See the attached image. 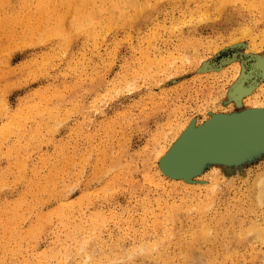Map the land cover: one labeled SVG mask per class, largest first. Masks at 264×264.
I'll use <instances>...</instances> for the list:
<instances>
[{
	"label": "rangeland",
	"instance_id": "obj_1",
	"mask_svg": "<svg viewBox=\"0 0 264 264\" xmlns=\"http://www.w3.org/2000/svg\"><path fill=\"white\" fill-rule=\"evenodd\" d=\"M126 1L0 0V264H264V144L166 165L190 130L262 109L264 0Z\"/></svg>",
	"mask_w": 264,
	"mask_h": 264
},
{
	"label": "bare ground",
	"instance_id": "obj_2",
	"mask_svg": "<svg viewBox=\"0 0 264 264\" xmlns=\"http://www.w3.org/2000/svg\"><path fill=\"white\" fill-rule=\"evenodd\" d=\"M6 1H10V0H6ZM75 1V0H74ZM134 1V0H133ZM219 1V0H218ZM221 2H222V4H224L223 2H225L224 0H220ZM240 1V0H239ZM4 2V1H3ZM126 2H128V3H131V2H129V0L128 1H126ZM135 2V1H134ZM136 2H139V1H136ZM226 2H227V0H226ZM5 3V2H4ZM117 3H119V2H117ZM219 3V2H218ZM6 4H8V3H6ZM22 4V3H21ZM24 4V3H23ZM31 4V3H30ZM109 4V3H108ZM139 4H140V2H139ZM263 4V6H264V3H262ZM2 5H3V3H2ZM133 5H135V3L133 4ZM1 6V5H0ZM4 6V5H3ZM24 6V5H23ZM110 6V5H109ZM222 6V5H221ZM260 6V5H259ZM5 7V6H4ZM22 7V6H21ZM27 7H28V5H27ZM107 7V6H106ZM115 7V6H114ZM138 7H139V5H138ZM138 7H137V3H136V12H139V9H138ZM220 7V6H219ZM219 7H217V8H219ZM262 7V6H261ZM7 8V7H6ZM5 8V9H6ZM71 8V7H70ZM118 8V7H117ZM20 9V8H19ZM92 9V8H91ZM108 9H110V8H108ZM7 10V9H6ZM11 10V9H10ZM9 10V11H10ZM42 10V9H41ZM107 10V9H106ZM113 9H112V7H111V9H110V11H112ZM118 10V9H117ZM121 10V9H120ZM4 11V10H3ZM8 11V12H9ZM13 11V10H12ZM16 11V10H15ZM15 11H13L14 13H15ZM7 12V11H6ZM92 12H93V10H92ZM95 12V11H94ZM108 12H109V10H108ZM115 12V11H114ZM121 12V11H120ZM135 12V16H137L138 14ZM11 13V12H10ZM17 13V12H16ZM15 13V14H16ZM20 13H21V11H20ZM19 13V14H20ZM43 14V13H42ZM96 14V13H95ZM123 14H125L124 12H123ZM111 16H112V14H110ZM114 15V14H113ZM87 16V15H86ZM116 16V15H115ZM114 16V17H115ZM117 16H119V15H117ZM122 16H125L126 17V15H122ZM94 17V16H93ZM111 19H112V17H110ZM124 18V17H123ZM26 19V18H25ZM116 19V18H115ZM113 20V19H112ZM118 20V19H117ZM116 20V21H117ZM125 20H126V18H125ZM111 22V21H110ZM13 33H15L14 31H13ZM7 35H9V34H7ZM14 35V34H13ZM259 100V99H258ZM259 102V101H258ZM250 108H264V102H259V103H253V105H251V106H249ZM248 108V107H247ZM218 113V112H217ZM208 114V113H207ZM213 114H216V112H211L210 113V115L209 116H211V115H213ZM208 116V117H209ZM244 116H245V113H244ZM207 117V118H208ZM261 117L264 119V113L261 115ZM207 118H203L204 120L205 119H207ZM241 117H239L238 118V123L237 124H234V123H225V121L224 120H219L218 122H214V123H211V128L210 129H212V131L210 132V133H208L207 134V136H206V134L205 133H203V131L202 132H199V130H198V137L197 138H194L193 139V136L195 135V134H193V132H191V136L190 137H188L172 154H170L171 156V158L178 164V165H187L186 167H185V169L184 170H186L187 172H189L190 170L191 171H196L197 169H198V167H197V164H198V161H196L197 159H199L200 157H202V155L204 154V153H206V151H209L208 149H209V147H211V146H220V145H223L224 143H225V140L226 139H224L227 135H229V134H233V132L234 131H236V130H241L242 128H243V126H244V122H242V123H240L241 122V119H240ZM202 119V120H203ZM202 120L199 122V123H201L202 122ZM208 121V120H207ZM247 123L249 122V121H246ZM199 123H196V124H199ZM248 124H250V126H249V133H251V132H253V134H248V135H245L244 137H242V138H236L235 139V141H233L231 144V146L229 147V149L230 150H227V151H225L224 149H223V151H221L220 150V153L218 152V153H214V156H213V160H211V163H214V164H217V165H224V164H226L227 162H224V160H220V158H223L224 156H228V157H230V159L231 158H235V159H238V158H243V156H242V152H241V148H243V147H246L247 148V152L248 151H252V150H256V149H259L258 147H254V146H256V145H263L264 144V120L263 121H258V122H255V123H248ZM185 127H186V125H183V126H181V127H179L175 132H174V134H173V136H172V138H171V140H170V142L168 143V145H166V146H164L162 149H160L158 152L156 151V157H158V159H161L163 156H165V155H167V153H169L170 152V149H171V147L173 146V144L176 142V140L178 139V137L183 133V131L185 130ZM215 127V128H214ZM237 133V132H236ZM172 134V133H171ZM251 145H254V146H251ZM181 149L183 150V152H181ZM155 150H157V149H155ZM235 159H231V160H235ZM219 161H222V163H219ZM193 162V163H192ZM190 163H192L191 165H190ZM189 165V166H188ZM201 165V164H200ZM200 167V166H199ZM263 168V167H262ZM261 168V170L259 171V169L257 170V172H256V174L257 175H255V177H254V179H252V184H253V186H251V187H253V188H251V189H253L252 190V192H251V200H252V202L254 203V205L255 206H264V168L262 169ZM175 178V177H174ZM173 181H176L175 179H173ZM30 190V189H29ZM26 191V190H25ZM32 191V190H31ZM28 192H30V191H28ZM32 193V192H31ZM27 194V193H26ZM36 195H38L37 193H36ZM35 195V196H36ZM29 196V195H28ZM21 197V196H20ZM19 197V198H20ZM23 197H24V194H23ZM25 197H26V195H25ZM38 197V196H37ZM26 198H29V197H26ZM36 198V197H35ZM34 198V199H35ZM41 197H40V195H39V198H37V199H40ZM30 199V198H29ZM29 199H27V200H29ZM33 199V200H34ZM26 200V199H25ZM24 202V201H23ZM30 202L31 201H29V204H30ZM38 202V201H37ZM41 202V201H40ZM39 202V203H40ZM18 203H16V205H17ZM26 204V203H25ZM24 204V205H25ZM38 204V203H37ZM203 204V203H202ZM202 204H201V206H202ZM27 205V204H26ZM32 205V204H31ZM200 205V204H199ZM201 206L199 207V208H201ZM35 207V206H34ZM205 207H206V205H205ZM205 207L203 206L202 208H203V210L205 209ZM8 208H9V206H8ZM28 208V207H27ZM260 208V207H259ZM22 209V208H21ZM24 209H26V208H24ZM30 209V208H29ZM28 209V210H29ZM14 210V209H13ZM28 210H25V212L26 211H28ZM199 210V209H198ZM6 211V210H5ZM13 212V211H12ZM23 212V211H22ZM199 212V211H198ZM7 213V212H6ZM27 213V212H26ZM15 214V213H14ZM22 213H20L19 215H21ZM25 214V213H24ZM9 215H11V214H9ZM1 216V215H0ZM7 216H8V214H7ZM16 217V216H15ZM17 218V217H16ZM20 219V218H19ZM18 219V220H19ZM2 220V219H1ZM18 220H17V222H18ZM10 221V220H9ZM11 221H12V219H11ZM10 221V222H11ZM15 221H16V219H15ZM3 222V221H2ZM218 222V221H217ZM252 222V221H251ZM1 223V222H0ZM8 223V222H7ZM215 223H216V221H215ZM250 223V222H249ZM247 224L246 225V227L248 226V230H249V225L251 224ZM4 224V223H3ZM17 224V223H16ZM205 224H206V222H205ZM205 224H204V228H205V231H204V228H201L200 226V231H201V233H198L197 235H196V233H194V234H192L191 236H193V239H191L189 242H185V244H184V251H183V253L184 254H186L185 256H186V258L185 259H187V261H189L190 262V260L192 261V259L194 258L193 256H194V251L195 252H197L196 250H194L195 249V246H197V241L200 239V238H202V237H204L207 233H205V232H209L210 231V229L212 228L211 227V225H210V227L211 228H208L209 230H207L206 228L207 227H205ZM207 224V225H208ZM214 224V223H213ZM252 227L250 228L251 230L250 231H248L250 234H252L253 235V238L254 239H256V237H257V239H259V238H264V226H261L260 227V225L258 226V225H256V223H254V222H252ZM250 225V226H251ZM263 225V224H262ZM10 226H12V225H10ZM13 226H15V224H14V222H13ZM245 226V225H244ZM172 227V226H171ZM170 227V228H171ZM244 228V227H241L242 229L244 228L246 231H247V228ZM11 228V227H10ZM169 228V227H168ZM169 228V229H170ZM169 229H168V231H169ZM172 229V228H171ZM170 229V230H171ZM193 228H190V231H189V233L191 232V230H192ZM242 229H239L238 231L239 232H242ZM243 229V230H244ZM165 230V229H164ZM197 230V229H196ZM243 231L244 233L246 232V231ZM7 231V230H6ZM11 231H12V229H11ZM15 231H16V228H15ZM193 231H195V230H193ZM4 232V231H3ZM8 232V231H7ZM6 232V233H7ZM242 232V234L240 235V236H238V238H240V239H243V238H245V239H243L244 240V242L242 241V240H240V241H242L243 242V244H246V242H245V240H247L246 238H248V236L250 235H244V233ZM13 233H14V235L15 234H18L17 233V231H16V233L13 231ZM21 234V233H20ZM170 234H171V231H170ZM209 235H210V232L208 233ZM246 234H247V232H246ZM10 235V234H9ZM14 235H10L11 237H13ZM76 235H78V234H76ZM208 235V236H209ZM252 235H250V236H252ZM17 236V235H16ZM207 236V235H206ZM205 236V237H206ZM212 236V235H211ZM79 237V236H78ZM204 237V238H205ZM192 238V237H191ZM204 238L202 239L203 240V242H204ZM212 238V237H211ZM250 238V240H251V238L252 237H249ZM252 238V239H253ZM77 239H80V237L79 238H77ZM76 239V240H77ZM83 239V238H82ZM205 239H207V237L205 238ZM208 239H210V238H208ZM8 240V239H7ZM6 240V241H7ZM86 240H88V238H86L85 240L83 239V241L85 242ZM158 240L159 239H156V240H154V241H152L151 242V245H156L157 243H158ZM211 240V239H210ZM3 241V240H2ZM82 241V240H81ZM82 241V242H83ZM89 241V240H88ZM200 241H201V239H200ZM235 241V240H234ZM234 241H231V242H233L234 243ZM4 242V241H3ZM78 242H80L79 240H78ZM199 242V241H198ZM203 242H201V244L203 243ZM205 242H206V240H205ZM230 242V243H231ZM248 242V241H247ZM87 243V242H86ZM90 243V242H89ZM195 243H196V245H195ZM235 243H236V241H235ZM241 243V242H240ZM5 243H3V245H4ZM81 243H79V245H80ZM83 244V243H82ZM199 244H200V242H199ZM198 244V245H199ZM201 244H200V246H201ZM88 245V244H87ZM84 246H85V244H84ZM199 246V247H200ZM80 247H82V246H80ZM147 249H148V246L146 247ZM146 248H144V250L146 249ZM198 248V247H197ZM196 248V249H197ZM201 248V247H200ZM147 249H146V251H147ZM199 249V248H198ZM144 250H142L143 252H144ZM199 250H201V249H199ZM198 250V251H199ZM149 251V250H148ZM147 251V252H148ZM149 253V252H148ZM197 253H199V252H197ZM200 253H202L201 251H200ZM139 254H141L140 252H139ZM142 254H146V252H144V253H142ZM184 256V257H185ZM200 258V257H199ZM212 258V257H211ZM195 259V258H194ZM193 259V260H194ZM213 259V258H212ZM187 261H185V262H187ZM26 262V261H25ZM188 262V263H189ZM209 262V261H208ZM181 263V262H180ZM183 264H185L184 263V260H183V262H182ZM181 263V264H182ZM194 263V262H193ZM192 263V264H193Z\"/></svg>",
	"mask_w": 264,
	"mask_h": 264
},
{
	"label": "water",
	"instance_id": "obj_3",
	"mask_svg": "<svg viewBox=\"0 0 264 264\" xmlns=\"http://www.w3.org/2000/svg\"><path fill=\"white\" fill-rule=\"evenodd\" d=\"M247 111H250V110H247ZM251 112H253V113H251ZM251 112H247V115H246V117L244 116V118H242L241 119V122L240 123H242V122H244V126H243V128L240 130V131H237V133L236 134H233V135H229V136H227L226 137V140H225V143L223 144V145H220V146H211V147H209V151L208 152H210V154H213V153H220V150L221 151H223V149L224 150H228L229 149V147L234 143L233 141H235V139L238 137V136H245V135H248V134H253V132H251V133H249L248 131V129H249V126H250V124H247L246 125V121H249V123H255V122H258V121H263L264 119L261 117V115L264 113V110L263 109H261V110H255V111H251ZM241 113V112H240ZM237 114H239V113H237ZM237 114H232V115H225V116H227V117H225L224 119L225 120H227L229 123H234V124H237L238 123V118H239V116H235V115H237ZM217 116H224V115H217ZM217 116H214V117H217ZM213 122V121H212ZM212 122H210L209 124L208 123H206L204 126H202V127H199V128H197V129H193V130H190V131H192L193 132V134H195L194 136H193V139L194 138H197L198 137V130H199V132H202L203 131V133H205L206 134V136H207V134L208 133H210L211 131H212V129H210L211 128V123ZM214 122H216V121H214ZM207 124H208V126H207ZM207 126V127H206ZM215 128V127H214ZM186 136L187 137H189L190 135H189V133H186ZM187 139V138H186ZM233 142V143H232ZM232 143V144H231ZM181 152H183V150L181 149ZM165 164V163H164ZM166 165H167V167H169V168H172V169H175V170H178L179 168H178V164H176L173 160H172V158H170L168 161H167V163H166ZM183 165V164H182ZM182 165H181V167H182ZM185 165H183V167H184ZM166 167V166H165ZM185 169V168H184ZM187 170V169H186ZM178 171H180V170H178Z\"/></svg>",
	"mask_w": 264,
	"mask_h": 264
}]
</instances>
